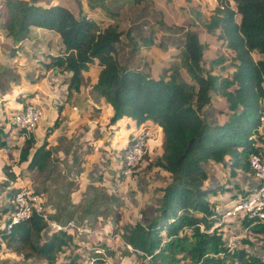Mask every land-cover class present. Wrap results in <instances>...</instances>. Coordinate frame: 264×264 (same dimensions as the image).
Returning a JSON list of instances; mask_svg holds the SVG:
<instances>
[{
    "label": "trees",
    "instance_id": "trees-1",
    "mask_svg": "<svg viewBox=\"0 0 264 264\" xmlns=\"http://www.w3.org/2000/svg\"><path fill=\"white\" fill-rule=\"evenodd\" d=\"M215 1L213 13L203 22V32L195 33L192 24L184 27L167 22L166 16L158 17L152 0H86L90 9L100 8L107 16L118 17L116 23L105 25L87 16L79 0H72L77 9L62 1L1 0L5 18L0 30L5 38H0V67L4 68L15 53L11 44L28 37L33 26L53 30L59 34L61 50L49 54L43 65L70 73L68 96L80 89L82 71L96 63L99 70L92 89L113 110L109 123L128 117L138 125L147 120L155 124L144 125L150 138L143 157L162 138L161 154L150 159L147 167L163 168L170 179L162 188L156 213L125 224L122 234L124 242L143 258V264H264L261 256L249 253L244 246H227L226 236L219 230L223 223L219 222L220 213L208 196L216 189L205 185L209 160L224 163L228 155L231 171L240 167L253 173L249 153L264 156L259 127L264 110V0ZM154 23L160 27L158 31ZM147 25L149 30L145 31ZM1 40H9L10 46L5 48ZM218 45L229 51V58L206 54ZM144 46L169 55L176 48L180 61L168 67L162 64L160 69L165 67L166 74L153 76L141 52ZM215 67L232 70L215 72ZM214 106L226 107L222 121L206 113ZM54 126L57 120L50 130ZM2 131L0 127V134ZM34 142L33 134L25 139L19 147V159L28 161V169H44L51 149L44 141L31 150ZM120 169L118 166L115 173ZM3 171L9 180L15 179L9 165H3ZM15 190L11 188L8 196ZM249 222L242 220L245 226ZM248 228L264 239V222ZM3 232L0 227V234ZM72 238L67 230H50L48 223L33 213L14 224L5 243L27 259L38 257L47 264H60L57 254Z\"/></svg>",
    "mask_w": 264,
    "mask_h": 264
},
{
    "label": "rangeland",
    "instance_id": "rangeland-1",
    "mask_svg": "<svg viewBox=\"0 0 264 264\" xmlns=\"http://www.w3.org/2000/svg\"><path fill=\"white\" fill-rule=\"evenodd\" d=\"M49 1H68V3L72 2V0H39V3L46 4ZM79 1L81 2V0ZM2 2L0 0V24L5 18ZM152 3L155 5L156 10H158V17L164 18L166 16V18L170 20L167 22L171 24H178L184 27H189L192 24L194 26L192 28H195V33L198 31L203 32V22L209 18L211 13H213V9L216 5L215 0H152ZM71 5L76 7L77 2H72ZM87 14L92 18L94 16L95 20L104 25L111 22L116 23L118 21V17L111 18L107 16L105 11L100 8L96 10H90ZM151 18L154 22L153 15L150 17V19ZM154 24L155 30L158 31L160 27H158L156 23ZM148 26L149 25L144 28L145 31L149 30ZM162 28H164V26ZM158 35L159 34H157V36ZM0 36L2 39L5 38L2 36V31L0 32ZM1 44L5 48L10 46L9 40L6 42L1 40ZM141 49L142 54L146 58L145 60L149 63V72L153 76L158 74H166L164 70L165 67H168V65H171L174 62L180 61L179 53L176 48L172 49L174 53L171 55H169L170 53H166L158 48L144 46ZM42 54L44 55V53ZM206 54H210L212 56L217 54L224 58L230 57L229 51L226 48H222L221 45L214 47L210 53ZM169 60L171 63H168ZM228 62H225V64H228ZM162 64H164L165 67L160 69ZM94 69L95 67H92V65L86 69V74L89 77V80L85 81L83 86L85 100L92 106H94V104L103 102L100 101V95H98L97 92L89 86V84H91L90 82H92L95 78L93 77L96 74L94 73ZM231 70V67H228L223 71L218 67H215L214 71L230 72ZM43 75H45V73L39 74L37 77ZM16 76H18V74L13 68L10 67L9 69H5L3 66L0 67V94L6 92L12 93L10 90L11 86L15 85V82L19 81ZM55 82L56 81H52V84L54 85ZM48 84L49 80L47 78L45 80L43 79L40 83V89L44 88L46 90L48 88ZM213 95L215 100H219L215 93H213ZM19 99L20 97L15 98V100ZM74 108L76 109L77 107L74 106ZM83 108L86 109L90 107L85 105ZM93 108L94 110H100L99 108ZM14 109V107L13 109H10V107H8L6 104L0 107V127H7V123L9 122L11 126H14L11 123L9 117L10 113H12ZM206 113L218 120H223L226 117V115H223V117L221 116L220 119L218 118L220 117L219 114L223 113V110L218 106L208 107L206 109ZM98 120L100 122L90 128L87 125H82L81 127L78 126V129L72 131L70 136H67L66 134H60L58 138L59 143L55 145V148L52 147L51 150V152H53V161L44 169H27L25 166V161H21L19 159L18 150L17 152L15 151L13 158V153L11 150L12 148L7 147L6 144H1V142L6 141L5 139L7 135L5 130L2 128L3 131L0 134V210L7 211L8 207L6 193L11 188H16L21 185L27 186L35 191H42L41 193L44 191L49 198L47 202L49 205L54 203L52 206L59 212V215L63 221L67 220L68 218H73L76 222H74L75 227L77 226L78 229H74V235L79 243H76L75 245L77 247L80 246V253H78L80 259L76 261L77 264H143V258L139 256L138 252L131 250L130 247H128V245L124 242L122 235L125 230L124 226L127 223L133 224L138 219H142L144 217L149 218L153 215V213H156L155 209L158 207L161 195L163 193L162 188L170 177L168 172L161 171L159 173L160 169L150 172L148 169L155 165L147 167L150 156L149 154H146V156L143 157V159L134 168V174L129 175V177L123 179V181L118 180V184H116L115 167H117L116 163H118V160L121 161L123 151L119 150V145L116 146L114 142V149H109L108 143L112 138L111 136L109 137V128L105 127L102 116H100ZM141 128H138L136 132H138ZM60 129L63 128L60 127ZM50 133V131L48 134L46 133L42 143L44 141L46 144L48 143L47 140H49L48 136ZM113 137V139L116 140H120L121 138L120 136ZM150 141L152 142L151 139ZM117 143L122 144L120 142ZM63 145H66V147H64L63 151L58 153V148L60 146L62 147ZM34 148L35 144L31 150H34ZM157 150H161L159 144H157L153 152H151V154L154 155L153 158L159 156L155 155ZM115 153L116 155L118 154L116 160L110 159L109 156ZM58 155L62 156L63 158H59ZM67 159H69V162ZM3 160L6 162L8 161V163H2ZM213 162L210 163L213 166V173L217 174V183L223 180L224 176L228 178L232 175H230L229 166L225 165L227 162L222 166L218 165L219 167L214 165ZM3 164H9V166H11V170L16 172L15 174L17 176L15 179H8L7 175L3 171ZM119 182L123 183L119 184ZM120 185L121 187H119ZM95 189L100 191V193L103 192V194H92V192L95 193ZM231 192L232 191L230 188H218V191L216 192L217 194L219 193L218 200L229 198L232 196ZM85 193L88 196H92V198L94 196V198L97 200L96 203L91 200L92 198L88 199L87 201H83L84 198L80 197V195H86ZM241 193L244 194L245 191L242 190ZM104 194L106 195L105 198ZM111 195L112 197L114 196L113 199L108 197ZM74 198H80V205L77 207V209H75L74 213H70L66 210V205L68 202L73 201ZM105 214H107V217H105ZM100 218L110 219L113 222V226L105 227L104 224H100V222H98V219ZM237 220L238 218L235 217L233 221L228 219L222 223L221 226L225 224L227 225H225L223 228L220 227L219 229L223 236L227 237V235L232 232L235 233V235L240 234L235 240L236 246L239 248L244 246V248H246L249 253H257L262 257V259H264V239L260 237V235L251 232L249 228L247 230H243L242 227H245V225H243L242 222L240 228L238 226V229L240 230H234L233 227L236 226ZM114 223L116 225H114ZM81 227L88 228L90 231H80ZM116 233L118 235H116ZM245 240L249 241L246 242V245L243 243ZM100 244H104L105 248L102 249ZM7 248L8 250L5 249L2 251V254H0V264H44V262L40 260L41 258L37 257V261L33 262L30 258L27 259L23 257L22 253H18L10 247ZM64 251L68 252L66 248ZM68 254L69 253H60L58 258L59 261L63 262L66 260ZM96 254H99V256H95ZM179 264L187 263L181 261Z\"/></svg>",
    "mask_w": 264,
    "mask_h": 264
},
{
    "label": "crops",
    "instance_id": "crops-1",
    "mask_svg": "<svg viewBox=\"0 0 264 264\" xmlns=\"http://www.w3.org/2000/svg\"><path fill=\"white\" fill-rule=\"evenodd\" d=\"M38 3H39V0H38ZM66 3L68 5L70 4L69 6H71L74 9H76L78 6V4H77V6L75 7L74 5H71L72 3H68V1H66ZM81 4H82L81 8L83 9L84 13H86L87 16H88L87 13L90 10H96V9L88 8L86 0H81ZM97 9H99V8H97ZM93 18H94V16H93ZM31 29L32 30L29 33L28 37H26L22 41L11 44L12 47L15 48V53H13V55L10 56V58H8L7 62H5L4 68L5 69L6 68L9 69L10 67L13 68L14 71L18 74V76H16V77L19 79V81L15 82V85L11 86L10 90L12 93L5 91L6 93L0 94V107L4 106V104H6L8 107H10V109H13V107H14L15 108L14 111H15L18 108H20L21 104H25L28 102H38L44 107V115L41 118V120L39 121L35 130L33 131V136L35 138V142H34L35 147H37L39 144L42 143L43 138L46 136V131L48 130L49 126H51L56 120H57V127H54L50 130L51 133L48 136L49 140H47L48 143L46 144V148H50L51 150H52V147L55 148V145H57L59 143L58 138H59L60 134H63V135L66 134L67 136L68 135L70 136L72 131H75V129L77 130L78 129L77 127L78 126L81 127L82 125H87L90 128L93 125H96L98 122H100L98 120V118L100 116H102L104 119L105 127L109 128V130H108V132L110 133L109 137L110 136L112 137L110 142L108 143V147L111 150L114 149V144H113V142H114L116 146L119 145L118 149L123 151V148H125L128 144V141H129L131 134L135 133L138 130V128H141L144 125L145 126H155V124L150 120H147V121L138 125L134 120H132L131 118H128V117L123 118V120L118 119L114 123H109V117L111 116L113 110L111 108H109V106L107 107V102L105 101V99L102 96H100L99 98H100V101H103V102L102 103L100 102L99 104H94V106H92L91 104H89V102H87L85 100V96L83 94L84 93L83 86H84V82L89 80V77L86 74V72H87L86 70L82 71L84 80L80 86V89L78 91H73L71 93V95L68 96L67 95V81L69 79L70 73L69 72L61 73L58 70H55L53 68L47 69L43 65V62H46L49 60V54H55L58 52L59 49L61 50L59 34L53 30H50V29H47L44 27L33 26ZM42 53H44V55ZM91 65H92V67H95L94 73H96L93 76V77H95L94 80L92 82H90L91 84H89V86L92 88V84L97 80L99 66L96 63L91 64ZM91 65H89V67ZM49 72L54 73L55 79H56L54 81H56V82L54 83V85L52 84V82L50 83V86L48 84V86H47L48 88L46 90L44 88L40 89V87H41L40 83L42 82L43 79L45 80L47 78L45 76H47V73H49ZM44 73H45V75L37 77L39 74H44ZM16 97H18V98L20 97V99L15 100ZM217 98H219V97L217 96ZM262 104L264 106V98L262 99ZM85 105H88L90 108L84 109L83 107ZM74 106H76L77 108L75 109ZM93 107L99 108L100 110H94ZM220 109L226 110V107L222 106ZM96 112H98V113H96ZM9 113H10V111H9ZM219 115H220V117H218V118L220 119L221 116L222 117H223V115L225 116V113H220ZM9 117H11V113H10ZM220 121H222V120H220ZM60 127H62L63 129H60ZM259 127L263 133L262 137L264 139V110H263V113L261 116V122H260ZM2 128L5 130V132L7 134L6 139H5L6 140V146L12 148L11 150H12L13 158H14L15 151L16 152H17V150L19 151V147L24 143V140L21 138L17 129L15 127L11 126L10 122L7 123V127L2 126ZM92 130H93V128H92ZM113 136H120L121 138H120V140H116V139H113L114 138ZM161 140H162V138H161ZM161 140H160V142L158 140L156 143H154V146L152 148H149L148 154L150 157L148 160L153 159L154 155H152L151 152H153V150L157 146V144H159L161 150L160 151L157 150L155 155L161 154V152H162ZM117 142H120L122 144H118ZM263 146H264V141H263ZM64 147H66V145H63L62 147L60 146L58 148V153L60 151H63ZM110 152H114V151H110ZM52 155H53V152L51 153V156L49 157L48 165L51 164L53 161ZM30 156H31V154L29 155V157ZM117 157H118V154L116 155V153L109 156V158L113 159V160H116ZM59 158H63V157L59 156ZM229 158H230V156L226 155L225 156L226 161L224 163L223 162L222 163L217 162L214 160H209L205 164L207 172H208V178L205 181V185H208L210 187H214L216 189V192L218 191V188H222V187L230 188L232 191L231 192L232 196H230L227 199H222V200H218V194L219 193L218 194L217 193H215V194L210 193L208 195L211 200L215 201V207H219V208L224 207V206H230L235 201L236 196L239 192H241L242 190L247 191V192L251 191L257 185V179L255 178V176L253 175V173L250 170H244L240 167H235V168L233 167V171H231ZM67 161L69 162V159H67ZM111 162H112V160H111ZM119 162H121V161L118 160V163H116L117 167L120 164ZM210 162H213L214 165H217V166L218 165L222 166L223 164H225L227 162V164H225V165L229 166L230 175L231 174L232 175L229 176L228 178L224 176L223 180H221L220 182L217 183V180H218L217 174L213 173V170H212L213 166ZM2 163H8V161L6 162L5 160H3ZM25 163H26L25 166L27 168L28 161H25ZM7 165H9V164H7ZM117 167H115V168H117ZM2 168H3V166H2ZM34 168H37V167H34ZM34 168H32V169H34ZM157 169L158 170L160 169L159 173L161 171H165L163 168H161L159 166H153L148 170H150V172H153L154 170H157ZM10 170H11V166H10ZM11 171L14 172L13 170H11ZM15 173L16 172H14V174ZM15 176H17V175L15 174ZM115 183L118 184L117 180ZM120 183L121 182H119V184ZM19 187H16L17 190L19 189ZM119 187H121V185ZM17 190H15V191H17ZM60 191H62V190H60ZM43 193H44L43 196H44V201H45V207H46L47 211L49 212V216H51V218L53 220L58 221L60 223H65L69 220L74 221L73 218H68L67 220L63 221L59 215V212L56 210V208H54L52 206V204H54V203L49 205V203L47 202L49 199L48 195H46L44 191H43ZM97 193H99L100 195L103 194V192L100 193V191H98L96 189H95V193L92 192V194H94V195ZM107 193H109V192H107ZM210 195H213V196H210ZM6 197L7 198L9 197L8 193H6ZM80 197L84 198L83 201L84 200L87 201L88 199L92 198V196H88L87 194L86 195L82 194V195H80ZM105 197H106V195L104 194V198ZM108 197H111L112 199L114 198V196L112 197V195L108 196ZM91 200H93V202H95V203L97 201L96 198H94V196ZM79 201H80V198H76V199L74 198L73 201L68 202L66 205V210L70 213H74L75 209H77V207L80 205ZM51 206H52V208H51ZM99 210H101V209H99ZM99 210H97V211L100 212ZM6 216H7V211H1L0 210V227L3 226V224L6 220ZM100 217H102V216H100ZM105 217H107V214H105ZM98 222H100V224H104L105 227L113 226V222L108 218H100V219H98ZM116 223H117V221H116ZM114 225H116V224L114 223ZM225 225H223L222 228ZM234 229L240 230V229H238V227H236ZM68 232H70L72 234L73 238H72L71 242H69L67 245H64L62 250L58 252L57 261L60 264H77L76 261H78L80 259L79 254H78V253H80L79 252L80 246L77 247L75 244L79 243V241L75 238L73 229H69ZM116 235H118V234L116 233ZM100 247L102 249L104 248L102 246H100ZM65 248L68 250V252L64 251ZM5 249L8 250L6 243H5V246H3L1 249V254H2V251ZM60 253H62V254L69 253L68 256L66 257V260H64L63 262L59 261V259H58ZM95 256H99V254H97ZM30 259L33 262L37 261L36 257L35 258L32 257ZM40 260L42 262H44V264H47V262L44 258H41Z\"/></svg>",
    "mask_w": 264,
    "mask_h": 264
},
{
    "label": "built area",
    "instance_id": "built-area-1",
    "mask_svg": "<svg viewBox=\"0 0 264 264\" xmlns=\"http://www.w3.org/2000/svg\"><path fill=\"white\" fill-rule=\"evenodd\" d=\"M49 84L55 80L53 72L47 73ZM44 115V107L38 102H28L11 113V123L19 132L21 138L24 140L33 134L34 129ZM150 138V131L147 127L143 126L138 132L133 133L132 138L129 140L127 147L123 153V159L119 164L120 172L116 174L117 179L122 180L126 176L134 174V168L143 159V155L147 150L148 141ZM250 168L253 170V175L257 179V185L247 193H239L235 201L230 206L216 207L220 213V221L225 220L233 221L236 218L237 224L233 227L241 226L244 218L250 220L248 225L242 227L247 230L248 226L254 223L264 222V156L256 152H250L248 157ZM123 174L125 177H120ZM122 178V179H120ZM44 196L27 186H20L12 196L7 198V216L6 220L1 226L4 229L3 234H0V254L1 249L5 246V236L12 233L14 224L30 217L36 213L42 217L51 229H78L75 223L69 220L65 223H60L53 220L49 216V212L45 207ZM218 222V224H219ZM235 230V229H234ZM80 231H90L88 228L81 227ZM240 234L230 233L226 237L227 246L234 248L236 246L235 240ZM128 245V244H127ZM128 247L131 246L128 245Z\"/></svg>",
    "mask_w": 264,
    "mask_h": 264
}]
</instances>
